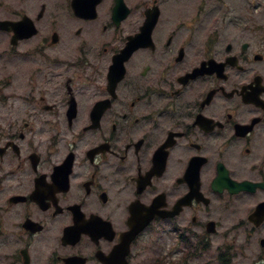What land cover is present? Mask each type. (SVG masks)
I'll return each mask as SVG.
<instances>
[{"label":"flooded vegetation","instance_id":"obj_1","mask_svg":"<svg viewBox=\"0 0 264 264\" xmlns=\"http://www.w3.org/2000/svg\"><path fill=\"white\" fill-rule=\"evenodd\" d=\"M259 205L264 0H0V264L183 262Z\"/></svg>","mask_w":264,"mask_h":264},{"label":"rangeland","instance_id":"obj_2","mask_svg":"<svg viewBox=\"0 0 264 264\" xmlns=\"http://www.w3.org/2000/svg\"><path fill=\"white\" fill-rule=\"evenodd\" d=\"M232 226L233 224L230 225V227ZM230 232L232 240L223 248H219L216 255H205L202 259L193 261L190 264H225L221 262L223 257L228 259L226 264H250L253 257L262 254L260 244L257 241L250 240L247 236L256 233L252 229L250 230L246 225H236L235 222V227ZM256 236L259 239H264V231L261 230Z\"/></svg>","mask_w":264,"mask_h":264},{"label":"water","instance_id":"obj_3","mask_svg":"<svg viewBox=\"0 0 264 264\" xmlns=\"http://www.w3.org/2000/svg\"><path fill=\"white\" fill-rule=\"evenodd\" d=\"M243 187V186H242ZM135 232V231H134ZM134 232H132V236H131V238L130 239H133L134 237H135V234H134Z\"/></svg>","mask_w":264,"mask_h":264}]
</instances>
